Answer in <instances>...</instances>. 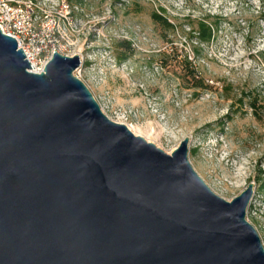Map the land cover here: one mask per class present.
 <instances>
[{"label":"water","instance_id":"obj_1","mask_svg":"<svg viewBox=\"0 0 264 264\" xmlns=\"http://www.w3.org/2000/svg\"><path fill=\"white\" fill-rule=\"evenodd\" d=\"M80 64L31 72L0 30V264H264L251 183L217 195L188 138L167 153L110 119Z\"/></svg>","mask_w":264,"mask_h":264},{"label":"rangeland","instance_id":"obj_2","mask_svg":"<svg viewBox=\"0 0 264 264\" xmlns=\"http://www.w3.org/2000/svg\"><path fill=\"white\" fill-rule=\"evenodd\" d=\"M48 3L59 48L83 56L74 74L104 114L167 153L188 138L191 166L226 200L251 183L246 219L264 247V0Z\"/></svg>","mask_w":264,"mask_h":264},{"label":"built area","instance_id":"obj_3","mask_svg":"<svg viewBox=\"0 0 264 264\" xmlns=\"http://www.w3.org/2000/svg\"><path fill=\"white\" fill-rule=\"evenodd\" d=\"M53 12L48 0H0V30L15 38L31 72L43 71L54 51L64 54L55 39Z\"/></svg>","mask_w":264,"mask_h":264},{"label":"trees","instance_id":"obj_4","mask_svg":"<svg viewBox=\"0 0 264 264\" xmlns=\"http://www.w3.org/2000/svg\"><path fill=\"white\" fill-rule=\"evenodd\" d=\"M262 15H263V18H264V11H263ZM153 18L156 21H160V23L163 26L173 28V25L167 20V18H165V17H163L161 15H158L156 13H153ZM196 33H197L198 38L200 40H209L211 38V36H212L211 25H209L208 23H206L204 21H198V28L196 30ZM127 55H128L127 53H123L122 52V53H118L116 55V57L120 61V60H124L127 57ZM184 61L186 62L187 60L184 59ZM187 73L191 74L193 76V74L189 70L187 71ZM193 86L197 88V87H203L205 85L203 84V82L201 80H197Z\"/></svg>","mask_w":264,"mask_h":264},{"label":"bare ground","instance_id":"obj_5","mask_svg":"<svg viewBox=\"0 0 264 264\" xmlns=\"http://www.w3.org/2000/svg\"><path fill=\"white\" fill-rule=\"evenodd\" d=\"M262 16H263V15H262ZM80 59L83 61V60H84L83 56H80Z\"/></svg>","mask_w":264,"mask_h":264}]
</instances>
